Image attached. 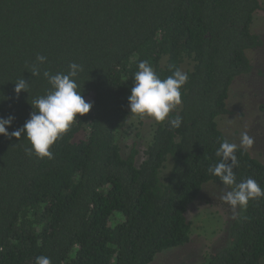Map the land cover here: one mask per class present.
I'll return each mask as SVG.
<instances>
[{
    "label": "trees",
    "instance_id": "1",
    "mask_svg": "<svg viewBox=\"0 0 264 264\" xmlns=\"http://www.w3.org/2000/svg\"><path fill=\"white\" fill-rule=\"evenodd\" d=\"M260 0H0V117L21 129L34 99L50 91L44 71L75 78L93 107L51 147V159L28 155L26 137L0 136V264H152L189 244V207L205 185L224 140L234 83L253 75L250 51ZM38 55L46 57L39 64ZM147 60L164 79L179 68V128L157 123L141 152L123 135L134 73ZM40 69L32 76V66ZM24 78L28 93L16 96ZM233 143V142H232ZM237 183L264 189V163L238 146ZM231 244L197 264H262L264 197L249 202L229 226Z\"/></svg>",
    "mask_w": 264,
    "mask_h": 264
},
{
    "label": "clouds",
    "instance_id": "2",
    "mask_svg": "<svg viewBox=\"0 0 264 264\" xmlns=\"http://www.w3.org/2000/svg\"><path fill=\"white\" fill-rule=\"evenodd\" d=\"M36 60L39 64L46 61V57L38 55ZM67 74H51L44 71L43 76L48 80L50 91L41 97L34 99L31 103L33 111L30 118L21 129L9 133L15 117H0V136L26 137L31 147L27 150L28 155L35 154L38 158L51 159L53 153L50 151L54 143L68 131L70 126L78 119L85 116L93 107L92 103L83 98L76 77L83 71L81 65L71 63ZM32 76H39L40 69L34 64L31 69ZM131 94L128 97V108L141 118L148 117L157 123L169 120L170 126L179 128L182 117L179 115L169 119L178 105L181 104V89L188 80L187 73L179 68L172 70V74L161 79L147 60L138 64V70L133 76ZM15 84V94L19 97L21 92L28 93L29 83L20 78ZM253 138L246 132L240 138L239 148L250 149ZM238 145L228 140L221 142L215 155L219 162L210 166L208 171L219 179L223 186L230 190L221 195V200L229 205L233 212L247 207L254 199L264 197L262 189L256 180L247 178L237 183L234 169L239 166L236 156ZM36 264H51L47 256H38Z\"/></svg>",
    "mask_w": 264,
    "mask_h": 264
},
{
    "label": "rangeland",
    "instance_id": "3",
    "mask_svg": "<svg viewBox=\"0 0 264 264\" xmlns=\"http://www.w3.org/2000/svg\"><path fill=\"white\" fill-rule=\"evenodd\" d=\"M257 13L252 32L264 43V0ZM255 69L251 76L238 79L231 88L228 99V115L218 118L220 130L235 144L247 133L253 138V145L247 151L252 157L264 163V45L258 51H250ZM157 122L148 117L133 114L123 135V149L129 152L133 144L145 151L153 139ZM228 187L209 183L204 186L198 199L189 207L187 219L192 234L189 244L166 251L152 264H197L229 246L230 222L236 213L221 200ZM264 264V261L262 262Z\"/></svg>",
    "mask_w": 264,
    "mask_h": 264
}]
</instances>
